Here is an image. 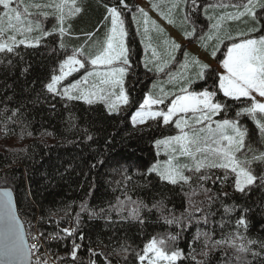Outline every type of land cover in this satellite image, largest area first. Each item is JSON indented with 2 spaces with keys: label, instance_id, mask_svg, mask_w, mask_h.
I'll return each mask as SVG.
<instances>
[{
  "label": "trees",
  "instance_id": "16d2710c",
  "mask_svg": "<svg viewBox=\"0 0 264 264\" xmlns=\"http://www.w3.org/2000/svg\"><path fill=\"white\" fill-rule=\"evenodd\" d=\"M215 1L203 0L208 3ZM222 1L234 3L239 0ZM32 2L47 3L48 0ZM118 3L119 0H77V5L82 6L81 14L71 17L65 25H71L70 32L73 29L97 31L105 5ZM126 3L133 5L132 0H126ZM127 14L124 13V19L132 70L125 79V89L130 94V104L118 114H109L98 103L88 105L78 100L68 101L47 92L45 85L64 57L57 33L42 38L36 47L19 45L14 53H0V187L13 192L26 231L35 229L38 233L64 236L62 229L66 228L69 220H73L76 227L75 217L80 213V229L76 236L53 239L49 245L57 253L56 264H80L69 256L73 238L82 245L78 257L84 264L90 256L97 264H108V261L111 264H139L136 253L142 252L144 244L152 237L181 231L175 225L165 224L160 211L152 207L160 201L165 206L164 215L171 212L180 216L187 214V210L195 219H200L209 211L215 213L208 217L207 224L201 220L197 225L194 220L191 227L181 233L177 246L184 250L185 255L195 249L196 259L205 260L206 264H264V248L260 246L264 242V187L257 184L241 194L234 191L232 178L221 188L219 181L201 182L197 178L188 184L171 185L161 181L156 173H147L158 156L155 140L172 136L174 128L161 124L158 119L146 127L137 128L128 119L142 100L150 77L141 67V48ZM198 16V12L193 13L191 21H198ZM235 26L238 29L240 25ZM39 34L35 32V36ZM79 40L75 41L74 47ZM66 42L72 49L71 40ZM211 84V80L207 84L199 81L193 88L199 91ZM217 98L226 99L219 92ZM227 102L232 105L228 117L236 118V108L243 105L231 100ZM216 118H223V114ZM239 120L248 129L253 142L264 149L251 119L242 116ZM89 135L91 140L87 138ZM253 167L257 174L261 171L259 165L254 164ZM210 174L213 179L217 175L222 177L215 170ZM201 184L212 193H228L227 197L221 195V199L225 204L236 205V211L224 216L220 201L209 208ZM127 197L132 201L142 200L151 209L141 210L143 224L122 219V216L127 217V210L122 213L115 210L118 200L125 201ZM85 201L93 211L100 213L104 209V212L89 218L88 212L80 210ZM190 201L203 211H195L190 207ZM241 216L247 222L246 231L236 226V220ZM197 227L209 232L212 241L228 242L214 249L204 248L203 238L192 240ZM81 232L85 236L83 241L79 240ZM238 234L246 239H239ZM248 241L255 243L248 244ZM233 242L245 244L250 251H238L232 246ZM89 247L98 255H91ZM202 250L208 252L207 258L200 255ZM177 264L195 262L188 258Z\"/></svg>",
  "mask_w": 264,
  "mask_h": 264
},
{
  "label": "snow or ice",
  "instance_id": "6c2138e0",
  "mask_svg": "<svg viewBox=\"0 0 264 264\" xmlns=\"http://www.w3.org/2000/svg\"><path fill=\"white\" fill-rule=\"evenodd\" d=\"M168 11L165 13L160 10V6L153 3L152 7L160 12V15L167 20L169 24H174L173 13L180 10L183 13L182 23H192L193 13L203 10L204 15L209 21H215L210 25L209 32L206 35H200L199 41L201 47L208 49V41H215L212 45L211 55L216 57L220 46L229 41L226 45V53L220 61L223 72H217L207 63L184 53V61L180 67L185 71L183 73H167L168 83L173 85V91H166L163 87L153 95L147 94L139 108L132 114L131 122L133 126L145 124L149 119L155 121L162 117L163 125L174 123L175 128L179 130L178 135L168 136L164 139L155 140V145L159 150L163 147L168 159L163 162H157L147 169L148 174L156 173L161 181H167L171 185H177L180 182L188 184L191 176L185 175V171L194 174L200 173L197 179L201 182L211 180L213 183L220 182L223 188L230 177L233 179L234 191L241 194L250 191L251 187L257 184L264 187V151L256 148L252 142V137L248 129L238 119L247 116L254 123L259 132V143L264 144V0H239L238 3H204L203 0H166ZM0 53H14L19 45L26 47H36L44 37L58 33L60 37L59 48L64 50V59L59 61V74L51 75L50 82L45 85L48 93L66 98L68 101L83 100L86 104L92 105L95 101L105 103L109 114L117 113L120 105L130 104V94L125 90V79L132 70L130 58V49L125 43L128 31L125 27L124 13H133V22L139 25L140 18L143 20L144 33L147 36L151 24L152 29L158 33H163V29L157 25L156 21L150 20L148 13L139 6H133L126 3V0H119L118 4L111 6L105 5L107 15L105 21H110L111 27L106 33V39L103 46L95 53L85 51L84 45L72 48L71 54L67 52V44L63 38L69 33L71 25L66 28L65 22L82 11L77 6V0H48L47 3L26 2V0H0ZM231 7L234 11L225 12L219 16L209 15L210 9ZM35 9L36 11H32ZM48 17H54L56 23L50 30H45L43 20ZM246 18V19H245ZM243 21L249 25L246 31H239L232 35L227 31H222L225 21ZM139 31V28L137 29ZM98 31V29H97ZM33 32H39L37 36H30ZM197 29L193 23L191 31L185 30V38H191L196 35ZM93 33H86L85 44L92 37ZM21 37L17 39V37ZM150 40L151 37L148 36ZM170 44L174 52L181 46L174 41H164ZM147 48L151 47L147 44ZM153 60H145L144 67L148 71L155 70L156 73H163L168 67L170 61L175 60V56L169 53V59L160 60V56L155 47H152ZM155 61H160L155 63ZM152 63L154 67H149ZM88 65L92 68L89 70ZM105 66L104 71H98L97 66ZM194 71H189V69ZM84 69L85 74L80 79L69 83L67 86L60 87L61 82L73 73ZM27 71V69H25ZM95 77L96 79H90ZM212 81L210 87H204L203 90H194L193 85L199 81L208 83ZM157 83H153L152 88L156 89ZM118 89V93H117ZM218 92L223 94V98L218 99ZM115 96L116 101L111 98ZM243 98V99H242ZM233 103L239 102L243 105L236 108L235 117L229 118L228 112L232 107L227 101ZM167 102V103H166ZM153 105H164V109L153 110ZM166 109V110H165ZM223 118L214 119L221 116ZM175 117V119H173ZM89 140L92 136L87 137ZM159 154V152H158ZM185 157L188 162L181 163L179 158ZM257 164L261 171L257 174L253 167ZM222 170L223 176H215L209 173L211 170ZM203 170V172H202ZM201 189L207 199L208 207L217 201H220V207L223 209L224 216L236 211V205L223 203L221 195L228 196V193H212L209 188ZM209 193H212L209 195ZM203 203V202H201ZM131 205V207H127ZM153 208H157L161 213V218L167 225H175L181 231L176 233L157 234L144 244L142 252L136 253L137 259L144 264H177L178 261L191 258L195 264H206L205 260H197L193 254L195 249H191L187 255L183 249L178 247V241L181 233L191 227L193 221L199 225L201 220L207 224L208 217L215 215L209 211L200 219H195L191 211L180 216L164 215L165 206L162 201L154 203ZM190 207L195 211H203L190 201ZM148 209L142 200L132 201L127 197L125 201H119L116 211L119 213L127 210V217L122 219H131L143 224L144 219L141 216V210ZM81 212H88L89 218L99 216L104 209L97 213L88 207L87 201L81 204ZM151 211V209H148ZM247 212V209H244ZM76 227L64 228L59 233H49L54 240H63L66 237H75L80 229V213H77ZM110 219V217H109ZM223 218L221 226H223ZM237 228L243 227L247 230V222L243 216L236 220ZM31 234L26 233L24 224L18 215V209L13 201V193L8 188L0 189V264H50L48 259H41L35 254L43 246L38 243H29L28 238ZM43 233H38L31 238L39 241ZM239 239H246L239 235ZM203 238L204 248L224 244L228 241H212L209 232L201 231L197 227L192 240L197 241ZM85 239L81 232L79 240ZM72 247L69 256L73 262L84 261L78 257V251L81 249V243L75 238L71 241ZM255 241H248V244ZM237 247L240 252H248L250 249L241 243ZM264 248V242L260 245ZM191 248V243L189 244ZM123 251H127L122 246ZM91 255H98L93 249H88ZM200 255L207 258L208 252L201 251ZM257 255V253H253ZM35 256V259H33ZM63 260V258H60ZM87 264H97L91 259ZM111 264V261H108Z\"/></svg>",
  "mask_w": 264,
  "mask_h": 264
},
{
  "label": "rangeland",
  "instance_id": "374dc122",
  "mask_svg": "<svg viewBox=\"0 0 264 264\" xmlns=\"http://www.w3.org/2000/svg\"><path fill=\"white\" fill-rule=\"evenodd\" d=\"M136 1H138V4H136V6H139L140 8H143L147 13H149L150 15H149V18L150 17H153L151 20H154V21H156V23H157V25H159V27L160 28H162L164 31H165V33H169L173 38H175L177 41H179V42H181V45L183 46V50H188L189 52H190V54L191 55H196V57H198V59L200 60V61H202V62H204V63H207V64H209L210 66H211V68L212 69H215L217 72H223V69H222V67H221V65H220V61H222L223 60V58H224V54L226 53V45L228 44V43H230L229 41H227V40H225V43H224V46H223V49H220L218 52H217V54H216V57L215 58H213L212 57V55H211V53L210 52H204V51H199V49H197V46H193V45H190V44H187V43H185V42H183V40L182 39H180L177 35H174V34H176L175 32H173L172 31V26L167 22V21H165L163 18H162V16L160 15V12L159 13H157V12H155L154 10V8L152 7V5H153V3H156V4H158L159 6H161L162 5V3L164 4V6H168V4L166 3V0H156L155 2H153L152 0H136ZM212 1H215V0H212ZM26 2H29V0H26ZM239 1H236V2H234V3H238ZM205 3V2H204ZM206 3H208V2H206ZM209 3H211V2H209ZM215 3H224V4H229V2H224V1H222V0H217V1H215ZM217 9H219V8H216L215 10H217ZM163 10H164V12L166 13V11H165V9L163 8ZM168 10V9H167ZM214 10V11H215ZM231 11H234V9H232ZM230 12V11H229ZM128 14V18H129V22H130V24H131V21H130V15H131V13L130 12H127ZM155 14V15H157V16H155V15H153V14ZM199 13V12H198ZM201 15H202V11H201ZM199 17V16H198ZM205 17V16H204ZM125 18V17H124ZM41 19L43 20V26H44V28H45V30H50L51 28H52V26L56 23V20H55V18L54 17H48L47 19H44L43 17H41ZM246 19V18H245ZM69 20H70V18L68 19V20H66V23L68 24L69 23ZM200 21L202 20V18H200L199 19ZM107 24H109L110 25V21H106V25ZM194 24L197 26V28H198V30L200 31L201 29H200V22H198V23H195L194 22ZM235 25H240L239 27H238V29H236V26ZM65 27L67 28V26L65 25ZM110 27H111V25H110ZM131 27L133 28V26H132V24H131ZM231 29H230V28ZM249 27V25H247V24H245V23H243V21L241 20V21H225L224 22V24H223V26H222V31H227V32H229L230 34H232V35H236V33L237 32H239V31H246L247 30V28ZM133 30H134V28H133ZM37 34V33H36ZM58 34V33H57ZM30 36H35V32H33V33H31L30 34ZM37 36V35H36ZM59 36V35H58ZM67 36V37H66ZM21 37H17V39H20ZM83 38H84V40H85V38H86V36L84 35L83 36ZM65 39V40H64ZM78 39V37H75V38H72V32H70L69 31V33L68 34H66L65 36H64V38H63V40L66 42L67 40H71V48H74V43H75V41ZM59 40H60V37H59ZM125 43H126V45H127V40H126V38H125ZM66 44H68V42H66ZM163 44H164V42L163 41H161L158 45H157V51H158V53H159V56H163V57H165V60L166 59H169V52H167V47H165V46H163ZM80 46V45H79ZM89 46L87 45V44H84V49H85V51H88L89 50ZM93 48H94V45H93ZM71 51H72V49H70L69 47H67V52H68V54H71ZM181 55L184 57V53H182L181 52ZM178 57H180V54H178L177 55V57L176 58H178ZM65 58V56L62 58V59H64ZM213 58V59H212ZM184 59L185 58H183V60L182 61H180L179 60V62H178V64H177V66L175 67L174 66V64H172V65H168V67L166 68L167 70V72H171V73H173V74H176V73H183L185 70L184 69H182L181 67H180V64L181 63H183V61H184ZM190 59V58H189ZM146 60V59H145ZM145 60L143 61V63H142V67L143 68H145L144 67V63H145ZM158 62H160V61H158ZM156 63V62H155ZM58 65H59V63H58ZM58 65H57V69H56V71H55V74H59V67H58ZM150 66H152L153 67V64L152 63H150L149 64V67ZM88 68H89V70H91V68H92V66L91 65H88ZM174 68V69H173ZM97 70L98 71H104L105 70V66H97ZM189 71L191 72V71H194V69H189ZM85 74V72H84V69H81L79 72H77V73H73V75L72 76H69V77H67L64 81H62L61 82V86H58V87H60L61 88V90H62V86H67L69 83H71V82H74L75 80H77V79H80L81 78V76L82 75H84ZM149 77H150V80L152 81V85H153V83H157V85H158V87L156 88V89H153L152 88V85L150 86V88H149V91L148 92H145L144 93V95H143V97H142V100L140 101V103H139V105L143 102V99H144V97L147 95V94H149L150 92L153 94V95H155L158 91H159V88L160 87H163L166 91H173L174 90V88H173V85L172 84H170V83H168V81H169V76L168 75H166L165 74V72H163V73H155L154 75H152V76H150L149 75ZM95 77H93V78H90V79H94ZM149 80V81H150ZM50 82V81H49ZM125 86V85H124ZM148 87V86H147ZM126 90V89H125ZM117 93H118V89H117ZM52 94V93H51ZM222 94V93H221ZM54 95V94H53ZM223 95V94H222ZM61 98V97H60ZM62 99H65V100H67L66 98H62ZM113 101H116V97L115 96H113L112 98H111ZM243 99V98H242ZM78 101H81V102H84L83 100H78ZM85 103V102H84ZM95 103H98V104H101L104 108H105V110L107 111V112H109L108 111V109H107V107H106V105H105V103L104 102H102V101H95L93 104H95ZM116 103H118L119 105H120V110H119V112H121V111H124L125 110V107H126V105H123L121 102H119V101H116ZM167 103V102H166ZM139 105L134 109L135 111L139 108ZM153 107V110H159V109H164V105H153L152 106ZM133 110V112H131V114L129 115V121H130V123L132 124V122H131V116H132V114L135 112ZM166 110V109H165ZM118 112V113H119ZM115 113V112H114ZM117 114V113H116ZM160 122H161V124H163V121H162V117H160V118H157ZM173 119H175V117L173 118ZM214 119H218V118H214ZM239 119V118H238ZM156 121V120H155ZM151 122H154L153 120H151V119H149L148 121H147V123H145V124H137L135 127H137V128H142V127H146L149 123H151ZM133 125V124H132ZM169 125H172V127L174 128V134L172 135V136H174V135H178L179 134V130L178 129H176L175 128V125H174V123H170ZM165 137H168V136H165ZM165 137H163V138H161V139H164ZM257 141V140H256ZM252 142H253V138H252ZM253 144H254V146L256 147V148H258V149H260L261 151H264V149H262L261 147H259V146H257L256 144H255V142H253ZM154 146H155V148H156V150H157V159L155 160V162H153L152 163V165L153 164H155V163H157L158 161L159 162H163V161H165V160H167L168 159V156L167 155H165V153H164V150H163V147L161 146V148L158 150L157 149V147H156V145H155V143H154ZM158 152H159V154H158ZM179 160H180V162L181 163H184V162H188V163H190V161H188L187 160V158H185V157H180L179 158ZM149 167H151V165L149 166ZM211 171H214V170H211ZM215 171H217L220 175H222L223 176V171L222 170H215ZM202 172H203V170H202ZM210 174V173H209ZM185 175H189V176H191L192 177V179H196L199 175H200V173H196V174H194V173H192V172H188V171H185ZM211 175V174H210ZM230 178H232V177H230ZM232 179H234V178H232ZM197 181H199V180H197ZM5 188H7V187H5ZM71 221V220H70ZM73 221V220H72ZM30 234L32 235V233L30 232ZM30 235V236H31ZM139 264H141V262L139 261ZM144 264H146V261L144 262Z\"/></svg>",
  "mask_w": 264,
  "mask_h": 264
},
{
  "label": "crops",
  "instance_id": "0c3cea01",
  "mask_svg": "<svg viewBox=\"0 0 264 264\" xmlns=\"http://www.w3.org/2000/svg\"><path fill=\"white\" fill-rule=\"evenodd\" d=\"M152 1L155 2L156 0H152ZM132 2H133V6H136V4H138V1H136V0H132ZM211 3H215V2H211ZM216 4H218V3H216ZM77 6H80L82 8L81 5H77ZM163 8L165 9V11L167 13L168 6H164V4L162 3V5L160 6V10L164 11ZM103 10L104 11H103V16H102V22L101 23H98V26H97L98 31H96L95 29H93L92 30L93 32L91 30H88L86 32H84V31L82 32V31H78L76 29H73V31H72V38L78 37V39H80L79 41L76 42L77 43V46L84 45L85 44L86 38L84 40L83 36L86 33H93L92 37L90 39H88V42H87V45L90 47L88 51H91L92 53H95L98 50H100V48L103 46V43H104V41L106 39V33L108 32V29L110 28V25L109 24L106 25V21H105V16L107 15L106 8L104 7ZM214 10L215 9H210L209 10V15L219 16V15L225 13V12L231 11L232 8L231 7H227V8H219V9H217L215 11ZM154 11L157 12V13H159V11L156 10V9ZM201 11H202V15H201ZM201 11H199V19L202 18L201 22H200V20H198V21L195 22V23L200 22V29L201 30L199 31L198 28H197V26L195 25V27L197 29V32H196V35L194 37L185 38V35H184L185 30L191 31V28H192V25H193L194 22L192 21V23H182V21H183V13H181L180 10L177 9V10L174 11L173 18L175 20V23L174 24H170V25L172 26V31L176 33L174 35H177L179 38L181 37L180 39H182L183 42H185L187 44H190V45H193V46H197V49H199V51L202 50L204 52H210L211 53V51H212V45L215 43V41H208L209 47H208L207 50H205L204 47H201V43H200V41H199L198 38H199L200 35H206L209 32L210 25L212 23H214L215 21L214 20L213 21H209L207 19V17L204 15L203 10H201ZM80 14H81V12L77 14V17ZM132 15H133V13H131V15H130V21H131V24H132V26L134 28L133 31L135 33V36L137 38V41H138V43L140 45V48H141V54H140V64H141V67H142V63H143V61L145 59L146 60H150V61L153 60L152 55H151V53H152V47H155L156 50H157V45L161 41L164 42L165 40L174 41L175 43H177V44H179L181 46L179 49H177V50H175L173 52L172 49H171V45L170 44H165V43L163 44V46L167 47L166 48L167 49V52H169V53H171V55L175 56V60L170 61L168 65L174 64V66L176 67L177 64H178V62H179V60L182 61L183 58H185V57H183L181 55V52L182 53L187 52L189 54V58L190 59L192 57H195V58L198 59V57H196V55L195 56L194 55H191L188 50H183V46L181 45V42L177 41L169 33H165V31H163V33H158L155 30H153L151 24L147 25V27L149 28V33L146 36L145 33H144V27H145V25L143 24L142 18H140V23L138 25L137 23L133 22ZM148 15H150V14L148 13ZM153 15H155V14H153ZM155 16H157V15H155ZM150 18L152 19L153 17H150ZM165 21H167V20H165ZM138 28H139V31L137 30ZM148 36L151 37L150 40L148 39ZM147 44H150L151 47L147 48V50H146V47L145 46ZM93 45H94V48H93ZM223 46H224V44H222L220 46V49H223ZM178 54H180V57L176 58ZM160 60L161 61L162 60H165V57H163L161 55L160 56ZM155 62L156 63H159L158 61H155ZM150 67H152V66H150ZM142 69L148 75H150V76H152V75H154L156 73L155 70H153V71L150 72L146 68H143L142 67ZM166 70L167 69H165V74L167 75V73H169V72H167ZM94 79H96V78H94ZM151 85H152V81L150 80L148 82V87L146 88V92L149 91V88H150Z\"/></svg>",
  "mask_w": 264,
  "mask_h": 264
},
{
  "label": "built area",
  "instance_id": "2783aa9c",
  "mask_svg": "<svg viewBox=\"0 0 264 264\" xmlns=\"http://www.w3.org/2000/svg\"><path fill=\"white\" fill-rule=\"evenodd\" d=\"M72 227H74V222L72 220L71 221L69 220L67 222L66 228H72ZM30 232L32 233V235L29 236L28 242L29 243H38V244L43 245L39 249V252H37L35 255L39 256L41 259H48L50 261V264H56L55 263V257L57 255V253L54 249L49 248V245H50V243L53 242V239L48 234H44V236H42L39 241H35L31 237L37 235L38 232L35 229L33 231H29V233ZM33 259H35V256Z\"/></svg>",
  "mask_w": 264,
  "mask_h": 264
},
{
  "label": "water",
  "instance_id": "95a60500",
  "mask_svg": "<svg viewBox=\"0 0 264 264\" xmlns=\"http://www.w3.org/2000/svg\"><path fill=\"white\" fill-rule=\"evenodd\" d=\"M2 188H5V187H0V189H2ZM9 189V188H8ZM11 190V189H10ZM13 193V192H12ZM13 201H14V203H15V198H14V195H13ZM21 220V219H20ZM22 222V221H21Z\"/></svg>",
  "mask_w": 264,
  "mask_h": 264
}]
</instances>
